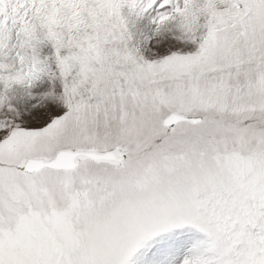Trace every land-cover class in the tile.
<instances>
[{"label":"snow or ice","instance_id":"1","mask_svg":"<svg viewBox=\"0 0 264 264\" xmlns=\"http://www.w3.org/2000/svg\"><path fill=\"white\" fill-rule=\"evenodd\" d=\"M0 264H264V0H0Z\"/></svg>","mask_w":264,"mask_h":264}]
</instances>
